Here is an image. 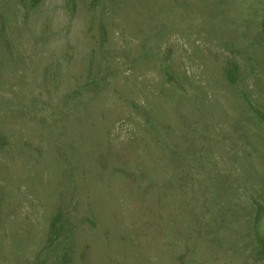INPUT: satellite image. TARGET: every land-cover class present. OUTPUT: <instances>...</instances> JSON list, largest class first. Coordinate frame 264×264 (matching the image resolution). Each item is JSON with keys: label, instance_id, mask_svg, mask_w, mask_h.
<instances>
[{"label": "rangeland", "instance_id": "obj_1", "mask_svg": "<svg viewBox=\"0 0 264 264\" xmlns=\"http://www.w3.org/2000/svg\"><path fill=\"white\" fill-rule=\"evenodd\" d=\"M97 3L0 0V264H264V0Z\"/></svg>", "mask_w": 264, "mask_h": 264}, {"label": "trees", "instance_id": "obj_2", "mask_svg": "<svg viewBox=\"0 0 264 264\" xmlns=\"http://www.w3.org/2000/svg\"><path fill=\"white\" fill-rule=\"evenodd\" d=\"M104 1L105 0H96V2H98L97 4H102ZM160 156H161V150H160ZM64 228L65 227L60 220V215H57L51 227V233H50L51 243L56 242L60 238V235L62 234Z\"/></svg>", "mask_w": 264, "mask_h": 264}]
</instances>
